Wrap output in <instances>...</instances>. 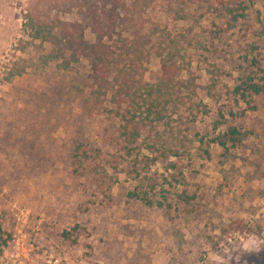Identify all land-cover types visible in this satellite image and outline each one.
Masks as SVG:
<instances>
[{
    "label": "rangeland",
    "instance_id": "rangeland-1",
    "mask_svg": "<svg viewBox=\"0 0 264 264\" xmlns=\"http://www.w3.org/2000/svg\"><path fill=\"white\" fill-rule=\"evenodd\" d=\"M243 6L244 16L231 21V10ZM33 7L32 0H0V222L11 244L83 247L102 264H264V94L246 103L226 92L245 69L264 75V0L151 4L148 16L174 31L199 82L212 81L205 67L224 75L216 78L214 96L205 90L199 96L210 112L191 129L185 153L171 157L175 169L166 168L168 160L150 163L136 179L131 165L112 162L116 120L109 126L105 112L88 110L89 63L60 66L46 44L32 42L25 24ZM52 14L78 18L75 11ZM253 57L259 66H249ZM149 67L160 72V58L153 56ZM220 109L225 122L216 126ZM228 125L243 132L239 144L229 150L209 144ZM80 137L103 158L89 167L100 161L106 172L77 168L72 153ZM164 176L172 181L163 183L171 208L128 195L135 189L159 197ZM184 193L192 197L191 211Z\"/></svg>",
    "mask_w": 264,
    "mask_h": 264
},
{
    "label": "trees",
    "instance_id": "trees-1",
    "mask_svg": "<svg viewBox=\"0 0 264 264\" xmlns=\"http://www.w3.org/2000/svg\"><path fill=\"white\" fill-rule=\"evenodd\" d=\"M43 1L32 0L34 7L30 9L28 23L25 24L31 28L30 38L32 42L46 44L49 55L62 60L60 66L68 68L70 64L75 66L83 60L89 63V73L84 83L89 88L85 97L92 100L88 110L95 114L105 112L111 118L109 126H115L114 120L117 123L115 135L111 139L117 151L112 160L114 166L118 167L121 161L126 162L125 166L131 165L128 172H134V179L143 170L140 167L144 168L150 163L168 160L166 168L175 169L177 160H171V157L179 158L185 153L192 141L191 129L210 112L209 105L199 96L204 90V94L214 96V90L220 86L216 78L224 74L205 67L212 81L208 84L199 82L201 75L192 69V60L186 59L182 53L184 49L174 31L167 30L166 26L162 27L148 16V9L156 0ZM167 1L171 4L192 0ZM240 8L241 12L238 8L231 10V21L244 16V6ZM53 11H75L78 18L64 19L52 14ZM88 32L93 34V39L88 37ZM153 56L160 58V72L157 74H152L149 67ZM249 63V66H259L255 57ZM184 70L186 75H182ZM234 79V87L226 92L236 102L250 103L253 96L264 94V75L245 69ZM225 117L226 114L220 109L215 125L223 126ZM80 138L76 139L72 153L77 168L96 173L100 170L106 172V167L100 163L103 158L99 149L86 148L87 140ZM242 138L240 129L228 125L226 131L212 137L209 144L218 143L229 150L239 144ZM199 142H205L203 137ZM204 151L209 154L207 148ZM94 159L100 161L94 163L91 169L89 165ZM164 182L172 186L169 176H164L157 192L159 197L135 189L129 191L128 195L147 206L169 209L173 205L172 193ZM155 188L151 187L153 191ZM180 196L185 208L191 211L189 205L192 204V197L186 193ZM68 235L66 232L65 236ZM12 240V233L7 231L1 221L0 257L7 248L15 245V242L11 244ZM78 241L77 234L72 242ZM79 248L84 250L88 260L99 261L91 256L88 249ZM61 249L70 250L60 246L50 250Z\"/></svg>",
    "mask_w": 264,
    "mask_h": 264
},
{
    "label": "built area",
    "instance_id": "built-area-1",
    "mask_svg": "<svg viewBox=\"0 0 264 264\" xmlns=\"http://www.w3.org/2000/svg\"><path fill=\"white\" fill-rule=\"evenodd\" d=\"M0 264H102L85 258L84 250L61 249L52 251L41 248L35 241H17L13 247L7 248L0 257Z\"/></svg>",
    "mask_w": 264,
    "mask_h": 264
}]
</instances>
